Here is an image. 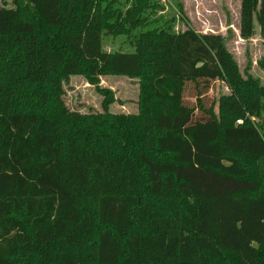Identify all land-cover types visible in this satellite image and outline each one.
<instances>
[{
    "label": "trees",
    "instance_id": "trees-1",
    "mask_svg": "<svg viewBox=\"0 0 264 264\" xmlns=\"http://www.w3.org/2000/svg\"><path fill=\"white\" fill-rule=\"evenodd\" d=\"M161 2L0 8V264H264V87L223 36L177 32ZM255 23L264 36V0H242L243 39ZM107 76L137 80L136 114L109 111ZM72 77L103 113L68 108ZM214 81L230 90L217 113L202 102Z\"/></svg>",
    "mask_w": 264,
    "mask_h": 264
},
{
    "label": "rangeland",
    "instance_id": "rangeland-1",
    "mask_svg": "<svg viewBox=\"0 0 264 264\" xmlns=\"http://www.w3.org/2000/svg\"><path fill=\"white\" fill-rule=\"evenodd\" d=\"M163 10L159 13L167 19L175 17V30L192 29L199 34H215L225 38L226 47L238 64L244 79L252 77L264 87V36L255 23V33L249 39L240 35V12L242 0H161ZM12 7V0H0L1 7ZM103 48L107 52H133L125 37L104 36ZM100 87L113 92L115 102L109 107L114 114H136L138 111L137 80L127 77L107 76L100 80ZM202 84L201 89L204 90ZM230 90L220 81L209 83V89L202 96L203 105L209 109ZM65 103L72 111L81 114L103 113V96L95 86L81 77H72L65 86ZM184 100L188 106H197V88L188 84ZM195 117L202 119L204 113L197 110Z\"/></svg>",
    "mask_w": 264,
    "mask_h": 264
},
{
    "label": "built area",
    "instance_id": "built-area-1",
    "mask_svg": "<svg viewBox=\"0 0 264 264\" xmlns=\"http://www.w3.org/2000/svg\"><path fill=\"white\" fill-rule=\"evenodd\" d=\"M238 123H241L240 121Z\"/></svg>",
    "mask_w": 264,
    "mask_h": 264
}]
</instances>
